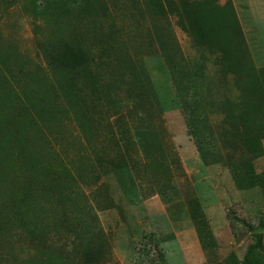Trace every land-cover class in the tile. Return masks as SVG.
Masks as SVG:
<instances>
[{"label": "rangeland", "instance_id": "rangeland-1", "mask_svg": "<svg viewBox=\"0 0 264 264\" xmlns=\"http://www.w3.org/2000/svg\"><path fill=\"white\" fill-rule=\"evenodd\" d=\"M261 67L264 0H0V264H245Z\"/></svg>", "mask_w": 264, "mask_h": 264}, {"label": "trees", "instance_id": "trees-1", "mask_svg": "<svg viewBox=\"0 0 264 264\" xmlns=\"http://www.w3.org/2000/svg\"><path fill=\"white\" fill-rule=\"evenodd\" d=\"M148 1L150 2L151 0ZM146 7L148 9L149 6L147 5ZM72 50L75 52L76 57H83V54L79 49L72 48ZM222 54L223 52L219 50L217 58L223 59ZM46 56L49 62L47 64L51 66L54 71L59 70L60 66L54 60L53 55L47 52ZM63 58L65 59L64 55ZM170 67L171 66H169V69L171 70L170 72H172V68ZM251 70L253 72V79L250 84H248V87L244 85L242 87L238 83L235 84L238 89V94L236 101H233L232 105L236 107V111H223L222 115V119H228L229 121H233L237 118L239 119V125L235 126L236 129H238L237 138L233 143L241 142L248 152L249 158L258 156L262 153L263 150L260 139L264 135V67L258 69L252 68ZM229 75L230 78L234 80L235 72L231 70ZM183 104H186V101H183ZM191 105L193 104L187 105L185 109L190 110V108H192ZM189 135L193 137L195 146L199 154L202 155L200 144L195 133L190 132ZM236 168L238 167H235V169ZM231 173L238 179H255L264 193V170H262L259 174H253L252 167L247 164L239 167L238 170L231 168ZM260 225L264 230V223H261ZM253 233H256L254 234V241L249 243L245 249V264H264L263 234L256 231H253Z\"/></svg>", "mask_w": 264, "mask_h": 264}]
</instances>
